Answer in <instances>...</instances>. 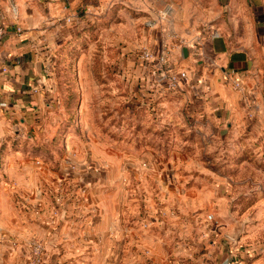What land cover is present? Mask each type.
<instances>
[{
  "label": "rangeland",
  "instance_id": "obj_1",
  "mask_svg": "<svg viewBox=\"0 0 264 264\" xmlns=\"http://www.w3.org/2000/svg\"><path fill=\"white\" fill-rule=\"evenodd\" d=\"M25 1L50 18L59 6ZM66 3L78 19L56 37L49 96L0 129V264H29L39 243L43 264H53L52 249H73L68 235L78 232L130 235L124 264H218L233 244L263 242L264 33L253 16L244 19L256 61L250 88L224 116L179 92L143 98L137 61L144 50H168L176 31L232 28L227 1ZM69 256L56 264H72Z\"/></svg>",
  "mask_w": 264,
  "mask_h": 264
},
{
  "label": "crops",
  "instance_id": "obj_2",
  "mask_svg": "<svg viewBox=\"0 0 264 264\" xmlns=\"http://www.w3.org/2000/svg\"><path fill=\"white\" fill-rule=\"evenodd\" d=\"M68 1L70 0H59L58 10L52 14L61 20L58 27L53 22L54 17H45L37 9L29 10L25 0H0V29L6 30L0 43V129L11 125L20 114L38 109L49 96V74L58 43L56 37L63 33L60 32L61 28L69 25L71 20L78 19L72 8L66 6ZM221 1H227L223 11L227 13L225 16L232 28L224 27L223 24L215 33H194L188 37L176 31L177 37L173 35V43L168 50L174 71H187L189 76V83L179 92V97L196 98L202 103L205 112L218 111V114L222 112L225 116L230 108L234 112L250 88L245 79L256 66V61L252 52L253 44L244 35L247 30L244 19L249 14L253 16V28L264 33V0ZM182 41L183 44H180ZM137 62L142 66L141 73L137 75V80L141 79L140 95L148 96L149 84L153 79L149 78L145 82L148 67L140 60ZM231 71L241 79L244 90L232 87L227 77ZM259 75L257 73V77ZM174 95L176 94H173V100L176 98ZM174 110L173 105V110L168 109L165 114L171 113L173 116ZM172 120L173 118L166 121L173 122ZM231 125L228 124V127ZM236 125L242 127L243 123H236L234 127ZM229 219L236 220L233 215ZM130 239L128 234L120 236L101 232L68 235L67 241H73V249L69 250L70 243L65 248L52 249L51 253L54 252L57 258L53 264L67 262L69 255L75 257L72 264H124L132 253L128 247ZM142 241L138 240L139 243ZM233 245L231 254L222 257L221 264H228L231 260L232 264H264V241L244 249L239 244ZM142 249L139 246L138 252ZM148 251L157 260L159 252L155 248H148ZM186 252L192 255L194 251L191 249ZM101 257L105 259L96 260ZM153 264L157 263L154 261Z\"/></svg>",
  "mask_w": 264,
  "mask_h": 264
},
{
  "label": "built area",
  "instance_id": "obj_3",
  "mask_svg": "<svg viewBox=\"0 0 264 264\" xmlns=\"http://www.w3.org/2000/svg\"><path fill=\"white\" fill-rule=\"evenodd\" d=\"M20 31V29H18ZM6 35V30L4 28L0 29V43L3 37ZM169 50L167 47H162L161 50H144L142 52L141 60L144 65L148 68L156 67L154 69V78L152 80V92H148L149 96H161V95H173L180 92L186 84L189 82V76L187 71H174L172 64L169 60ZM156 65V66H155ZM228 80L230 81L232 87L236 90H244V84L240 78H238L234 71L227 74ZM150 91V90H149ZM147 95H142L146 98ZM5 105V104H3ZM209 222H213L214 219L211 215L207 217ZM43 251L44 248L42 244H36L34 248L33 257L29 264H43ZM232 260L228 264H232Z\"/></svg>",
  "mask_w": 264,
  "mask_h": 264
},
{
  "label": "trees",
  "instance_id": "obj_4",
  "mask_svg": "<svg viewBox=\"0 0 264 264\" xmlns=\"http://www.w3.org/2000/svg\"><path fill=\"white\" fill-rule=\"evenodd\" d=\"M149 90H150V89H149ZM152 90H153V89H152ZM152 90H150V92H152ZM166 98H167V100L170 99V100L172 101V100H173V95H168V96L165 97L163 100H165ZM148 107H149V106H148ZM150 108H152V106H151ZM142 109H143L144 111H148L149 108L143 106V108H141V110H142ZM154 109H155V111L157 112L159 108H157V106H156ZM154 109H152V110H154ZM157 123H158V122H157ZM158 125H165V124H161V122H160V123H158Z\"/></svg>",
  "mask_w": 264,
  "mask_h": 264
},
{
  "label": "water",
  "instance_id": "obj_5",
  "mask_svg": "<svg viewBox=\"0 0 264 264\" xmlns=\"http://www.w3.org/2000/svg\"><path fill=\"white\" fill-rule=\"evenodd\" d=\"M232 238H233V239H234V238H235V239H238L235 235H233Z\"/></svg>",
  "mask_w": 264,
  "mask_h": 264
}]
</instances>
